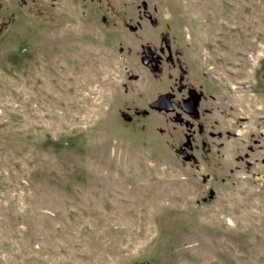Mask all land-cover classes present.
<instances>
[{
	"label": "rangeland",
	"instance_id": "obj_1",
	"mask_svg": "<svg viewBox=\"0 0 264 264\" xmlns=\"http://www.w3.org/2000/svg\"><path fill=\"white\" fill-rule=\"evenodd\" d=\"M0 4V264H264V0Z\"/></svg>",
	"mask_w": 264,
	"mask_h": 264
},
{
	"label": "flooded vegetation",
	"instance_id": "obj_2",
	"mask_svg": "<svg viewBox=\"0 0 264 264\" xmlns=\"http://www.w3.org/2000/svg\"><path fill=\"white\" fill-rule=\"evenodd\" d=\"M146 47H150V46H145L143 48V51H144V54H145V57H146V63L148 64L149 62H152L154 60L153 59L154 50H153V48L150 47L151 48L152 57H148L146 52H145V48ZM178 54L179 53L177 52V55ZM260 69L262 71H261V75L258 77V79H259V81L264 83V62H262V66H261ZM175 70L177 72V75L179 76V74L181 72L178 69H175ZM190 70H191V68H190ZM190 70H189V72H190ZM185 72L189 73L188 69H186ZM192 73L193 72L191 70L190 74H192ZM180 76H181V74H180ZM180 86H181L180 90L184 89V96L182 97V99H181L182 102L179 105L177 103H175V101H173V97L170 94L171 95V101H172L173 106H174V110H176L177 107L179 106V109H180V111H181V113L183 115V119H182L183 122H185V120H184L185 117L195 118V119L197 117H200L201 114H200V111H199V106H200L201 102L203 101L202 100V93L199 92L198 90H195L194 88H191V86H188V84L180 83ZM262 92L264 93V89L262 90ZM162 96H164V95H162ZM155 110H157V109H155ZM157 111L164 112V113L173 112V111L165 112V111H160V110H157ZM262 116L264 118V114ZM198 128H199V134L202 135L203 132L205 131L204 125L199 124Z\"/></svg>",
	"mask_w": 264,
	"mask_h": 264
},
{
	"label": "water",
	"instance_id": "obj_3",
	"mask_svg": "<svg viewBox=\"0 0 264 264\" xmlns=\"http://www.w3.org/2000/svg\"><path fill=\"white\" fill-rule=\"evenodd\" d=\"M1 4H0V9H1ZM9 19H4L3 23L0 25V31L8 25L9 23ZM145 52L147 54L148 57H152V53H151V48L150 47H146L145 48ZM153 109H157V110H160V111H165V112H168V111H173L174 110V106H173V103L171 101V95L168 94V95H164V96H161L160 98H158L156 100V102H154L153 104Z\"/></svg>",
	"mask_w": 264,
	"mask_h": 264
}]
</instances>
